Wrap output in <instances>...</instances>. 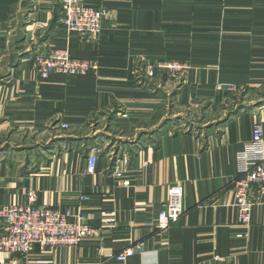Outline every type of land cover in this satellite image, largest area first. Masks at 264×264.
I'll use <instances>...</instances> for the list:
<instances>
[{"label":"crops","instance_id":"crops-1","mask_svg":"<svg viewBox=\"0 0 264 264\" xmlns=\"http://www.w3.org/2000/svg\"><path fill=\"white\" fill-rule=\"evenodd\" d=\"M84 1L110 15L95 37L68 30L58 0H0V205L32 190L91 227L77 246L34 245L0 264H264V192L250 193L247 229L233 194L255 124L264 140V0ZM52 48L98 69L41 78L33 57ZM147 60L190 68L149 79ZM172 184L183 213L159 229ZM131 242L143 246L125 262L106 258Z\"/></svg>","mask_w":264,"mask_h":264},{"label":"built area","instance_id":"built-area-1","mask_svg":"<svg viewBox=\"0 0 264 264\" xmlns=\"http://www.w3.org/2000/svg\"><path fill=\"white\" fill-rule=\"evenodd\" d=\"M61 8V21L64 26L85 37H95L102 28V20L110 17L107 9L92 7L84 0H58ZM38 74L47 78L50 74L85 75L95 73L98 64L94 61L72 58L66 48H52L44 53H36L33 57ZM187 61H158L148 63L143 68V77L156 78L157 74H166L171 79H181L189 70ZM139 78H141L139 76ZM67 128L68 124H62ZM251 159L244 160L242 174L233 182L234 206L237 210V222L247 229L251 223V213L254 202L250 198L252 190L260 194L264 192V140L263 128L255 124L252 130V140L248 146ZM97 163V152L92 148L86 156V172L93 173ZM117 177L121 172L114 170ZM127 185L128 180H123ZM81 200L88 196L81 194ZM27 202L24 204L0 205V253L5 255H26L34 245L41 248H53L58 245L77 246L91 232L86 223L83 211L73 212L67 208L63 211L45 205H38L37 193L29 191ZM183 213L182 187L172 184L167 188V200L158 213L155 227L166 229L170 224L178 221ZM115 212L104 211L103 216H113ZM237 237H247V231L238 233ZM142 242L129 243L121 251L108 254L106 258H113L118 262L135 253L136 247H142ZM98 254H102L100 248ZM102 264V261L99 263Z\"/></svg>","mask_w":264,"mask_h":264},{"label":"rangeland","instance_id":"rangeland-1","mask_svg":"<svg viewBox=\"0 0 264 264\" xmlns=\"http://www.w3.org/2000/svg\"><path fill=\"white\" fill-rule=\"evenodd\" d=\"M158 61H164V60H158ZM158 61L151 62V61L147 60L146 63L144 64V67H145V65L148 64V63H156V62H158ZM171 61H177V60H171ZM16 255H18V254H16Z\"/></svg>","mask_w":264,"mask_h":264}]
</instances>
